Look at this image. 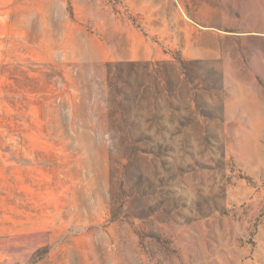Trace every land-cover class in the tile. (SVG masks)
Returning <instances> with one entry per match:
<instances>
[{
    "label": "rangeland",
    "instance_id": "rangeland-1",
    "mask_svg": "<svg viewBox=\"0 0 264 264\" xmlns=\"http://www.w3.org/2000/svg\"><path fill=\"white\" fill-rule=\"evenodd\" d=\"M0 264H264V0H0Z\"/></svg>",
    "mask_w": 264,
    "mask_h": 264
},
{
    "label": "trees",
    "instance_id": "trees-1",
    "mask_svg": "<svg viewBox=\"0 0 264 264\" xmlns=\"http://www.w3.org/2000/svg\"><path fill=\"white\" fill-rule=\"evenodd\" d=\"M177 61L180 63V64H183L184 63V60L182 58H177Z\"/></svg>",
    "mask_w": 264,
    "mask_h": 264
}]
</instances>
